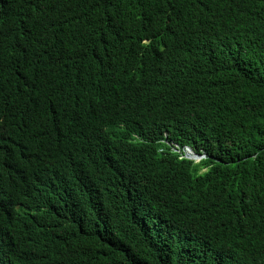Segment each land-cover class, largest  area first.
Returning <instances> with one entry per match:
<instances>
[{"label": "trees", "instance_id": "obj_1", "mask_svg": "<svg viewBox=\"0 0 264 264\" xmlns=\"http://www.w3.org/2000/svg\"><path fill=\"white\" fill-rule=\"evenodd\" d=\"M1 224L0 264H264V0H0Z\"/></svg>", "mask_w": 264, "mask_h": 264}, {"label": "clouds", "instance_id": "obj_2", "mask_svg": "<svg viewBox=\"0 0 264 264\" xmlns=\"http://www.w3.org/2000/svg\"><path fill=\"white\" fill-rule=\"evenodd\" d=\"M114 114L117 115L116 111L114 110V108L109 107ZM119 109V108H118ZM118 111V110H117ZM118 116V115H117ZM119 117V116H118ZM120 118V117H119ZM121 119V118H120ZM122 120V119H121ZM164 139L163 140H159V142H161L162 144H165L168 148V151L170 153H174L177 155L178 159H185V160H189L192 161L193 163H198L200 161H202L203 159L206 158V155L203 152H196L191 146L189 145H180L177 142H167L165 140V138L167 137V134L164 133L163 134ZM162 149H165L164 147H161L159 149V151L161 152ZM189 151L190 153H192L193 156H189L186 154V152ZM195 157V158H194ZM0 233L1 235H3V237L6 236V226L4 224L0 225Z\"/></svg>", "mask_w": 264, "mask_h": 264}, {"label": "bare ground", "instance_id": "obj_3", "mask_svg": "<svg viewBox=\"0 0 264 264\" xmlns=\"http://www.w3.org/2000/svg\"><path fill=\"white\" fill-rule=\"evenodd\" d=\"M186 154L189 155V156H193L192 153H190L189 151H187Z\"/></svg>", "mask_w": 264, "mask_h": 264}]
</instances>
